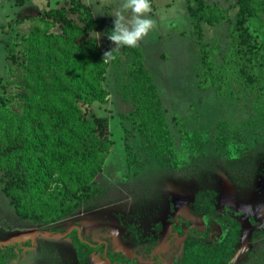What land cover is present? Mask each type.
I'll use <instances>...</instances> for the list:
<instances>
[{
  "label": "rangeland",
  "instance_id": "obj_1",
  "mask_svg": "<svg viewBox=\"0 0 264 264\" xmlns=\"http://www.w3.org/2000/svg\"><path fill=\"white\" fill-rule=\"evenodd\" d=\"M68 1L0 0V247L16 246V257L6 264H80L75 233L96 248L84 264H112L123 257L136 258V264H179L189 229L209 227L204 240L209 244L226 234L225 228L212 220L208 226L206 218L195 213L199 191L216 193L217 216L224 204L232 210L243 207L260 224L264 117L256 119L254 95L241 90L238 99L228 100L213 87L199 86L201 51L186 1L150 0L146 15L155 23L137 44L145 53L174 140L173 159L164 164L150 158L146 144L122 118L129 106L120 100L110 60L103 61L110 51L104 33L92 32V37L101 33L96 41L66 31L47 17L50 9ZM206 1L225 10L214 9L207 18L228 19L204 22V40L214 47L212 60L229 61L236 0ZM84 2L97 19L113 21L122 0ZM263 4L254 3V18L248 22L259 65L255 87L262 90ZM71 70L81 85H95L98 100L84 103L72 96ZM74 103L84 126L73 133L93 143L94 161L90 167L70 164L59 170L51 160V113ZM31 133L44 136L48 146L35 157H25L18 148ZM63 141L73 143L70 136ZM35 160L52 172L39 197L30 186ZM98 166L95 194L77 203L75 194ZM227 214L239 233L232 264H264V229L251 230L243 240L244 216Z\"/></svg>",
  "mask_w": 264,
  "mask_h": 264
},
{
  "label": "trees",
  "instance_id": "obj_2",
  "mask_svg": "<svg viewBox=\"0 0 264 264\" xmlns=\"http://www.w3.org/2000/svg\"><path fill=\"white\" fill-rule=\"evenodd\" d=\"M185 1L201 51L197 67L201 70L199 86L202 89L213 87L217 93L228 100L238 99L241 90L254 95L253 110L256 119L260 121L264 117V90L255 87V84H259L260 81L256 72V70L259 71V65L254 57L256 49L248 28V22L254 18V3L257 0H236L238 10L234 21L230 22L232 37L230 58L229 61L220 63L212 60L215 51L214 47L210 48L204 40L203 23L212 24L223 19L227 20L228 18L212 20L206 17V13H211L214 9L221 13L225 10L221 9L219 4H210L206 0ZM46 15L72 33L86 36L95 31H102L110 45V50L114 48L113 42L106 36L113 26V21L97 19L84 0H69L63 6L50 9ZM109 60L115 69L120 100L129 106V110L122 114V118L130 124V132L138 134L146 144L150 158L155 162L159 164L170 162L174 156V140L168 127L156 82L147 69L146 56L142 47L137 45L132 48L124 46L114 48ZM68 90L78 102L92 103L98 100L95 85H81L80 79L72 73V70ZM51 117L52 134L55 138L50 144V149L54 166L59 170L70 164L80 167L92 166L93 143L83 142L73 133V129L84 126L79 106L75 103L67 105L64 110L52 112ZM95 121L97 122L96 119ZM67 136L72 137L73 143L67 144L63 141V138ZM73 144L77 146L76 150L72 147ZM47 146L44 136L31 133L23 140L18 151L25 157H35L44 152ZM100 169L99 166L95 167L89 173L87 182L80 186L75 194L77 203L95 194L94 179ZM51 177V170L46 169L39 160H35L31 165L32 194L39 197L41 191L47 188ZM215 196L216 193L213 191H199L194 196L193 207L195 213L206 218L204 220L207 221L208 226L212 220L216 225L225 228V236L221 241L209 244L204 242L208 236L209 227L204 231L189 229L183 242V254L179 264H232L239 233L227 212L230 211L233 215L239 214L235 210L223 209L221 216H217ZM73 242L80 264H84L85 259L96 252V248L90 243L81 242L76 233L73 236ZM14 257H16V246L0 247V264H6V259ZM112 264H136V258L123 257L121 262L113 261Z\"/></svg>",
  "mask_w": 264,
  "mask_h": 264
},
{
  "label": "clouds",
  "instance_id": "obj_3",
  "mask_svg": "<svg viewBox=\"0 0 264 264\" xmlns=\"http://www.w3.org/2000/svg\"><path fill=\"white\" fill-rule=\"evenodd\" d=\"M150 11V0H122L121 9L113 15V26L106 33L107 39L113 42L114 48L137 46L154 26V20L146 15ZM100 36L99 32H96L95 37L89 33V38H94L96 41ZM113 49L103 54L104 62L111 57Z\"/></svg>",
  "mask_w": 264,
  "mask_h": 264
},
{
  "label": "water",
  "instance_id": "obj_4",
  "mask_svg": "<svg viewBox=\"0 0 264 264\" xmlns=\"http://www.w3.org/2000/svg\"><path fill=\"white\" fill-rule=\"evenodd\" d=\"M223 209H227V205L224 204ZM236 213L244 214V217L242 218L243 221V230H242V239L245 240L247 238L248 233L251 230H262L264 229V215L262 218V222L260 224H255L251 220V214L243 207H236L235 209Z\"/></svg>",
  "mask_w": 264,
  "mask_h": 264
},
{
  "label": "flooded vegetation",
  "instance_id": "obj_5",
  "mask_svg": "<svg viewBox=\"0 0 264 264\" xmlns=\"http://www.w3.org/2000/svg\"><path fill=\"white\" fill-rule=\"evenodd\" d=\"M232 210V209H231ZM236 212V211H235ZM232 214V213H231ZM238 214V213H237ZM233 215V214H232ZM238 216H241V217H243L244 216V214L243 213H241V214H239ZM252 220V219H251ZM252 222L253 223H255V221L254 220H252ZM256 224V223H255Z\"/></svg>",
  "mask_w": 264,
  "mask_h": 264
}]
</instances>
